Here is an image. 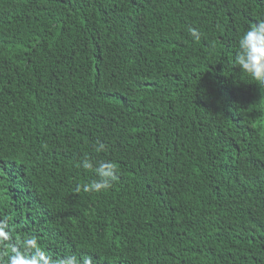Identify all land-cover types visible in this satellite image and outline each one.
<instances>
[{"label":"trees","instance_id":"trees-1","mask_svg":"<svg viewBox=\"0 0 264 264\" xmlns=\"http://www.w3.org/2000/svg\"><path fill=\"white\" fill-rule=\"evenodd\" d=\"M262 19L264 0H0V264L33 238L52 261L264 264V89L234 64ZM84 159L118 179L84 191Z\"/></svg>","mask_w":264,"mask_h":264},{"label":"clouds","instance_id":"clouds-1","mask_svg":"<svg viewBox=\"0 0 264 264\" xmlns=\"http://www.w3.org/2000/svg\"><path fill=\"white\" fill-rule=\"evenodd\" d=\"M193 39L198 40L200 33L196 28L189 29ZM234 64L253 83L264 89V19L250 25L240 36L237 42V50L234 57ZM105 150L103 143L95 145V151ZM81 166L96 174V179L83 185L86 192H100L112 186V182L118 179L117 166L112 161H93L84 159ZM7 223L0 220V244L10 239L6 230ZM8 264H92L90 258H84L81 262L76 255H70L59 261H52L40 248L36 239H29L25 242L23 249L12 247Z\"/></svg>","mask_w":264,"mask_h":264}]
</instances>
